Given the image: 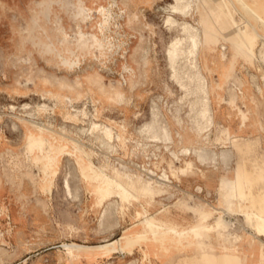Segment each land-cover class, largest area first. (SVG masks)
I'll list each match as a JSON object with an SVG mask.
<instances>
[{
  "label": "rangeland",
  "instance_id": "374dc122",
  "mask_svg": "<svg viewBox=\"0 0 264 264\" xmlns=\"http://www.w3.org/2000/svg\"><path fill=\"white\" fill-rule=\"evenodd\" d=\"M172 2V0H0V48H28L23 59L24 62H27V64L24 65V68L16 69V72H19V74H21V71L24 73L27 72L24 82L25 84H29V86L27 87L25 85V88L29 89L31 92L35 91L40 93L41 91L33 89L31 80L34 78L48 79L51 82L50 90L58 93L59 95V102L54 105L51 111H37L35 121L52 136L57 138L62 136L63 139L71 140L73 143L76 141L81 145H88V149H91L97 154L95 158L104 159L99 172L103 171L107 175L113 176L117 174L114 169H120L122 166V169L132 177L133 172L136 170L144 175L142 171H145V169L142 168H145V166L144 164L140 165L141 160L133 161L134 163L132 165L123 164L124 162L122 163L120 158H130L131 156L128 155V153L134 144L131 142L127 143L125 149H121L119 154L115 156L117 152L116 143L112 142V144L115 145L116 150L111 151L108 148V144L104 143L101 131L91 132L89 129L90 119L92 121L95 120L101 125H108L107 123H104V119L108 121L107 119L109 118L111 120H115L116 122H120L122 119L121 112L126 110L136 112L137 116L131 120V124L127 127V134L131 136L133 140L137 141V149L134 148L133 152L135 154L141 153L144 158L159 157L162 159L163 157L170 156L175 160L184 158L185 162L192 163L191 158L195 157L192 155L185 156L184 149L186 146L198 147L201 145L200 141L192 139V136H194V132L192 131H195V127H193L189 120L185 117V113L187 112L186 105L181 107L179 113L176 112L178 106L177 101L181 91L169 77L170 71L167 64L166 48L169 40L177 35L178 31L177 29H172L170 31L166 30L163 24V18L168 14L164 8H166L167 4ZM102 6L109 9L113 16L111 24L107 29H104L103 33L100 31L102 25L100 7ZM199 14L201 15V12ZM174 17L179 21L182 20V18L177 15H174ZM35 19L42 21V29L40 30L41 36L38 35L36 30L37 27H35ZM125 19H128L131 22L124 25L123 22ZM80 32L84 33L82 37L79 35ZM94 36L98 39H94ZM188 38L185 37L181 42L182 45L180 44V49H182V52L186 50L184 52L186 54L181 53L177 57L178 59L176 58L177 61L175 60L176 65L174 64V66L178 72V80L180 82H188V76L192 71H196L197 68L201 69L205 78L208 80V98H210L208 99L210 102L208 103V107L210 108L209 111L211 113H209L212 115L210 116L213 119V124L211 127H207L205 129V132H211L207 136L209 142H205L203 146L207 149L211 148V151L216 152H218L217 150L219 149L215 148L220 145L228 147L232 146L236 151L235 146L229 143L227 136L224 134V132L228 131L231 135L237 136L236 141H238L242 147L244 146V142L247 141V155L254 153L261 147V145H264V127L263 125H257L254 122L256 118L259 120V123L263 122L264 105L261 102H257L256 105L258 106V109L256 117H253L254 111H252L249 114V119H247L245 123H241L237 106L233 104V101L238 92L239 82L250 85L253 81L257 84L259 83V85L261 82V84L264 85V65L255 63V66L259 65L262 70L250 67V71L258 75L257 79L254 78L252 74L248 73L247 75L244 69L245 66H248V63L245 59L240 58V63L242 65L239 64L237 66L238 68H235L236 66L234 67L232 76L227 77L221 90H214V82L216 80L214 65H223L220 61V55H218V52L224 44H221L218 47L219 50L215 51L216 48H214V39H203L208 45L205 48H203V45L199 49L197 48L199 54L196 58L197 60H195L193 53H190L191 50H194L192 47V38L190 37L191 40ZM261 39L264 41V36L260 37L259 41L261 42L258 43V48L261 46V48L264 49V42H262ZM187 43L188 45H186ZM184 45L188 47L185 48ZM208 46L210 48H208ZM263 49L261 50L263 51ZM180 56L182 59H180ZM18 60H21V57L18 58ZM194 61H196L197 64L194 63ZM194 64H196V69L193 67ZM16 82L18 81L16 80ZM19 87L20 84L15 85L14 91H17ZM262 92L264 97V89ZM101 93H104L105 97L100 98L98 95ZM40 96L45 98L41 95V93ZM88 96L93 99L94 103L88 99ZM217 99H219V101ZM41 102L43 101L36 100L25 102L24 104L29 103L33 106ZM221 102H226L224 105L226 108L231 107L236 109L239 119L238 127L244 128L247 126H257L258 129L263 132L261 137L249 138L233 133L228 121V112H226L228 114L227 117H222V119L227 120V124H218L215 120V107H217V105ZM83 103H85L86 109L90 114L94 113L93 105H95L96 116L94 118L91 116H74V111L71 105L80 106ZM11 105L15 106L16 109L14 111H10L8 105L0 107V117L2 115L9 116L11 118L10 121L15 120L17 122V130H19L20 127L22 128V139L25 142V148L21 150V152L14 153L15 163L17 162V159L24 158L25 160H30L31 162L38 164L41 170L40 175L26 176L29 178L26 183L32 185L33 193L36 194L31 197V200L36 203H30L29 194L21 190V188H24L26 184L22 179H15L12 181L15 194L14 208L17 212L23 214L26 212L27 206L35 205V207L38 208L39 206V208H41V212L45 214L49 221L61 222L63 224L71 221L76 222L78 224V229L75 230L77 233L74 235L75 239L73 241L76 240L77 243H63V247L60 245L61 243H59V245L53 244L47 251L43 252L42 250H39L38 252L44 256L45 253L48 255L59 251L57 253V257L65 256L64 258L66 262L73 261L72 264H84V262H78L82 261L83 258L77 259L68 257L66 254V248L71 247L73 248L74 253H77L81 250L82 252H85L84 249L90 247L86 244H79L85 243L87 240L84 233L85 222L87 220H91L95 222V225H98L99 220V225L101 226L103 219L100 215L102 214V210L100 213L99 208H95L92 211L91 206L89 205L92 203V200L89 195L84 191L79 193L81 189L79 176L77 181H70L69 174L68 176H64L69 184H67V186H70L69 188L71 191L69 188L68 190H65L64 179L63 182L59 180L53 182V178L46 175L44 180H40L43 177L42 172L46 166L45 156L50 150V144L43 136L42 142L37 141V143H39L40 153L38 154V157H33L29 153L27 142L29 136L33 135L37 138V134L40 132L37 133V127H33L34 131H36L34 133L37 134L29 131L27 132L23 127L25 126L23 123H25L24 120L26 119L24 113L20 111V107L16 104ZM226 108L222 107V115L226 114L224 113ZM2 109L7 110L3 111ZM57 114L60 117H58ZM235 117L236 116L234 115V118ZM149 120H155L157 124L160 125V129H162L161 132L164 129L168 130V132L170 130V139L165 140L161 137V135H159L160 133L151 134L152 132L149 133L146 129L143 130L145 123ZM180 122L181 124H179ZM27 123L29 124V122ZM167 127L169 128L167 129ZM178 133L179 135H177ZM149 143L153 145L149 146ZM168 144L169 147L167 146ZM56 146L58 150L65 149L66 147L63 142L60 141L56 143ZM78 147L84 149L83 147ZM170 149H173V151ZM226 149L230 150L231 148ZM235 151H233V155H236ZM169 152L171 154H169ZM173 154L175 155L172 156ZM66 156L71 158V155L67 154ZM142 156L138 155L136 157H140L141 159L143 158ZM175 156L177 158H175ZM261 156L263 157V163L260 165L254 164L252 166V170H248V177L250 182L254 179H258L257 181H263V191L260 194L261 196H264V149ZM72 157L74 158L78 169L83 174L84 185L89 191V194L93 199V203L95 205H99L104 199L109 198L104 197L99 188V182L96 179V174L93 173L98 171H94L91 165V169H87L85 166L82 167L79 159L74 156ZM59 160L57 163H59ZM99 161L100 159H94V162ZM57 165L58 164H56V166ZM205 165H211L214 167V165L210 163H205ZM56 166L54 167L53 165L51 169H53V167L54 169H50L53 177L56 173ZM153 166L151 165L148 170H152L151 172L156 170L153 174L157 176L159 175V177L151 178L154 181H158L160 180L159 178H161V175L163 178V172L165 171L160 172L158 171L160 169L158 166L155 168H153ZM18 169H21V167L19 165H15V178L20 176L17 173L19 171ZM145 179L147 178L145 177ZM50 181L53 183L50 190L41 189L38 185V182L41 184H48ZM87 182L90 183V186ZM253 183L255 182L253 181L252 184ZM150 184L152 186H156L155 182H150ZM175 185L176 183H170L168 187L176 188L177 186ZM220 189L223 191V194H225L221 201V204L224 206L225 202H227L228 199H231L230 191L227 186L222 184L221 181ZM196 190L200 191V189H197V186ZM113 195L115 197L110 199L103 207V210L105 207L106 210H104V215H102V217H108L106 218V222L109 221L111 225H117V218L120 213V200L118 202L117 199L119 198L115 194ZM70 199L77 200L78 206L76 208L71 209L69 207ZM158 199H160L161 203H165L166 201L165 197ZM116 202H118V205L115 204ZM87 203L88 206L85 207ZM108 203L110 206L115 204L116 207L114 205V208H110ZM240 203L239 197L234 195L233 206ZM120 208L121 210L128 209V207L124 208L122 206H120ZM1 210L4 211L3 206L1 207ZM105 212H107V214H105ZM232 212L233 207L230 214H232ZM247 212L248 210L243 212V215L245 217L244 220L246 226L250 227ZM39 216L41 217L40 214L38 215L37 213H33L34 220L41 219ZM207 216L208 214L203 215V218H206ZM225 216L226 215L220 214L215 223L212 225L198 224L189 228H180V230L188 232L192 229L194 231L198 230L204 234L214 232L219 229L217 227V223L220 220L222 221L226 219ZM23 219L27 220V217H23ZM19 220V218L14 219L16 227L14 228L13 233L16 235V238L18 237L20 239L21 226L19 224ZM121 224L122 227H126L127 225V223L124 222ZM235 224L228 223V227L235 229ZM260 225L263 226V223L260 222ZM48 231L58 233L59 231L65 230L56 228ZM8 232H10V230ZM254 232L255 235L250 237L249 242L254 241L259 244V248L260 246L262 247L260 248V256L262 258L264 256V241L257 235L264 236V231L257 232L254 230ZM231 235L232 246L225 247L224 244H222L220 246V252L217 254L204 252L200 258L184 259L178 261L176 264H196V262L197 264H242L236 244L241 237L237 233H231ZM237 235L239 237L238 240H236ZM186 239L187 238L183 239L182 248L177 243L180 238L170 233L166 236L164 243H161L160 241L156 244H158L157 247L162 254H167L170 251V246H167L166 242L174 241V248L177 250H184L185 248H190L185 243ZM111 241H107L105 244H100L95 247L99 248L104 246L105 249L103 252L105 254H109L113 251L123 252L124 254H132L134 248L138 247L140 249V260L136 264H150V257L152 255L150 246L152 244L147 247L141 243L140 245H135L130 249L109 250L108 243ZM0 242L4 244L3 239H0ZM5 253L6 250L0 245V264H5L6 262L4 259ZM35 253L37 252H34V254ZM153 254L158 255L157 252H154ZM18 256L19 254H14V260L12 262L8 261L10 262L9 264H24L21 259H18ZM128 263L133 264L131 261H128L125 264ZM27 264H33V262L29 261ZM43 264L52 263L47 261V259H44ZM253 264H263L262 259L254 262Z\"/></svg>",
  "mask_w": 264,
  "mask_h": 264
},
{
  "label": "crops",
  "instance_id": "0c3cea01",
  "mask_svg": "<svg viewBox=\"0 0 264 264\" xmlns=\"http://www.w3.org/2000/svg\"><path fill=\"white\" fill-rule=\"evenodd\" d=\"M231 6L233 7V10L230 14L224 16L222 20L223 22L213 23L214 25L209 27V32L208 29L204 27L205 31H203V39L213 38L214 48H216L215 51L218 50V47L221 44H225V51L228 53L230 63L234 64V66H236L235 68H238L237 66L240 64V56L245 55L249 61H252V53L246 50V48H242L243 45L241 42L245 36H242L232 24H238V27L241 25L238 18V14H240L242 19L246 22L248 30L257 35L256 40L253 42L247 39L252 52H254L261 37L257 31L264 36V0H241V2L237 4L234 2L231 3ZM205 32H207L208 35ZM202 45L203 48H205L208 44L203 40ZM208 48L210 47L208 46ZM27 49L28 48H0V107L8 104H16L20 107V105L22 106V104L29 101H48L47 98H42L39 92H31L29 89L25 88V85L27 87L29 86V84H25L24 82L27 72L24 73L21 71V74L16 72V69L24 68V65L27 64V62H24L23 60ZM20 57L21 60H18ZM16 80L18 82H16ZM17 84H20V87L17 91H14V86ZM225 103L226 102H221L215 107V120L218 124H227V120L222 119V117H227L228 114L226 112H228V121L233 133L249 138L261 137L263 132L258 129L257 126H247L244 128L238 127L239 119L236 109L231 107L226 108L224 106ZM256 104L257 103L253 104V117H256L258 109ZM222 107L226 108L224 113L227 115H222ZM2 110L5 111L7 109ZM121 114L122 119L120 122H116L109 118L107 119L108 121L104 119V123H107L112 128V133L120 135V140H113L117 145L115 156L119 154L121 149H125L127 143L131 142L134 144L128 153L131 157L120 158V161L122 163L124 162L123 164L132 165L134 163L133 161L141 160L140 165L144 164L147 167L154 165L153 168L158 166L160 168L158 171H165L171 180V184L176 183L175 186L177 187L171 188L168 187L169 185L165 187L152 186L151 195L148 197L149 205L141 206L140 202L136 200L132 204H129L128 209L121 210L119 203L120 213L118 214L117 225H111L109 221L106 222V218L108 217L103 218L101 226L99 225V220L98 225H95L94 221L87 220L84 229L87 240L85 243L79 244H86L90 247L84 249V261L82 260L78 262H84V264H125L126 262L131 261L133 264H136L140 260V249L138 247L134 248L132 254H124L123 252L115 251L105 254L103 252L105 249L104 246L99 248L95 246L105 244V242L111 240H116L123 244L127 236H133L136 233L143 231V226L139 227L134 223L137 218H133L137 211H144L143 208H145V211L150 214L153 219H156L162 224L173 225L177 229L189 228L198 224H214L220 214L227 215L228 213L221 204L222 197L225 195L220 189L221 181L224 186L228 187L230 196H238L241 202L240 204L233 206V212L232 214H229V217H232L236 226L239 228L236 233L240 235L241 238L238 240L239 237L237 235L236 240L238 241L236 244L240 254L241 263L253 264L262 259L264 264V256L262 258L260 256V248L262 247L260 246L259 248L258 243L252 244L254 241L249 242L250 237L255 235L254 230L256 228L253 225L257 222L258 229L260 232H263L264 222L260 219H253L252 222H248L250 227L254 229L253 230L246 226L244 220L245 217L243 215V212L247 211L245 210L246 205L244 204L251 201L253 196H261L260 193L263 191V181H257L258 179H254L253 181L255 183L252 184L253 181L250 182L248 177V170L251 171L254 164L260 165L263 163L261 153L264 149V145H261L260 148L249 155H247V141L244 142L241 152L235 151L232 146L228 147L220 145L215 149L222 151L226 148H231L232 156L229 160L225 161L219 157L214 163V167L200 163L197 158H191L193 164L191 162H185L184 158L175 160L170 156L163 157L162 159L159 157L144 158L141 153L135 154L133 152L134 148L137 149V141L133 140V138L127 134V127L131 124V120L137 116L136 112L126 110L121 112ZM234 115L236 116L235 118ZM58 117L60 116L58 115ZM10 119L11 118L6 115L0 117V239L4 240V244L0 242V245L6 250V253L4 254V259L6 260L5 264H9L14 260V254H19L18 259H21L24 264H27L29 261L33 262V264H43L44 259H47V261H50L52 264H72L73 261L66 262L64 258L65 256L57 257L59 251L48 255L45 253L44 256L38 251H47L53 244L59 245V243H61L60 245L63 247V243H77L76 240L73 241L75 239L74 235L77 233L75 230L78 229V224L76 222L71 221L63 224L61 222L49 221L45 214L41 212V208H39V206L37 208L35 205L27 206L26 212L23 214L17 212L14 208L15 194L12 181L15 179H22L26 183L29 179L26 177L27 175H40L41 170L38 164H35L30 160H25L24 158L17 159V162L15 163L14 153L21 152V150L25 148V142L22 139V128L20 127L17 131L13 130L10 125ZM138 134L141 137L139 132ZM74 143L85 149L89 155L91 167L94 171L99 172L104 159L95 158L97 154L91 149H88V145L84 146L76 141H74ZM152 145L153 144L149 143V146ZM68 147L70 148L71 144H69ZM68 147H65V150H67ZM219 150L217 151L220 152ZM233 151H235L236 155H233ZM62 155L58 158V160L60 159L59 163L56 162L58 165L56 166V164H54V167L56 166L55 176L53 177L50 172L54 167L53 169L48 170L45 166L42 172L43 177L40 180H44L45 176L48 175L53 178V182L56 180L63 182L64 176L69 174L70 181H77L79 176L81 185L79 193L84 191L88 194L92 200V203L89 204L92 211L95 208H99L100 213L105 204L115 196L112 195L111 197L104 199L99 205H95L89 191L84 185L83 174L78 169L74 158L72 156L71 158H68L66 156L67 154ZM138 155H141L143 158L140 159V157H136ZM94 159H100V161L94 162ZM15 165L21 167V169H18L19 171L17 173L20 176H17V178L14 176ZM138 177L143 181H146L144 175L136 170L131 177L133 181L131 183L134 186V193L137 194L139 198H142L145 196V192L140 189L136 182V179H139ZM196 186L200 191L196 190ZM21 190L29 194L30 203H36L31 200V197L36 195L33 193L32 185L26 183ZM162 197L166 198L165 203H161L160 199H158ZM74 200L70 199L69 201V207L71 209L78 206L77 200ZM117 200L119 202V199ZM2 206L4 207V211L1 210ZM87 206L88 203L85 207ZM252 206L256 212H259L264 206V200H259L258 202L253 203ZM33 213L40 214L41 217H39L41 219L34 220ZM206 214H208V216L203 218V215ZM23 217H27V220L23 219ZM15 218L20 219V239L18 237L16 238V235L13 233V230L16 227L14 221ZM122 222L127 223L126 227H122ZM260 222L263 223V226L260 225ZM56 228L65 231H59L58 233L48 231ZM9 230L10 232H8ZM220 235L219 231L202 234L198 238H194V243L211 246L212 249L206 248L204 251L217 254L220 252V246L223 244ZM257 236L264 241V236ZM166 245L170 246V251L167 254H162L156 243L150 246V251L152 252L150 264H176L180 260L200 258L202 255L196 247L177 250L173 247L175 246L174 241L166 242ZM34 252L37 253L34 254ZM154 252H157L158 255L153 254Z\"/></svg>",
  "mask_w": 264,
  "mask_h": 264
},
{
  "label": "bare ground",
  "instance_id": "6f19581e",
  "mask_svg": "<svg viewBox=\"0 0 264 264\" xmlns=\"http://www.w3.org/2000/svg\"><path fill=\"white\" fill-rule=\"evenodd\" d=\"M172 1H173L172 3L167 4L166 8H164V10H166L168 12V14L163 18V24H164V27L166 28V30L170 31L172 29H177V31H178V34L169 40L167 48H166L167 64H168V68L170 71L169 77L178 86V88L181 91V93L178 97V101H177L178 106H177L176 112L179 113L181 110V107L183 105H186L187 112L185 113V117L189 120L191 125L193 127H195V129H194L195 131H192V132H194V136H192V139L200 141V143H201V145L198 147L186 146L184 149L185 152H184V150H183V152H184L185 156H188V155L194 156L202 164L203 163L204 164L210 163V164L214 165V163L216 162V160L219 157L225 161V160H229L231 158L232 154H231V150H229V149L228 150L224 149L222 151L219 150L220 152H216V151H211L212 150L211 148L207 149L203 146V144L205 142H209L208 141L209 139L207 138V136L211 132L210 130H209L210 132H207V131L205 132V129L207 127H211L213 124V119L211 117L212 115L210 114L211 112L209 111L210 108L208 107L209 106L208 103H210L208 101V99H210V98H208L209 97L208 80L205 78L201 69H198L196 67L197 63H196V61H194V63H196V64H194L193 67L195 69L197 68L196 71L193 72L191 70L192 72L188 76V82H180L178 80V72H177L174 64L177 61L176 58L181 53H184L186 51V50H184V52H182V49H180V44L182 45L181 42L185 37L186 38L189 37L188 39H190V37L192 38V44H193L192 47L194 48V50L193 51L191 50L192 52L190 51V53H193V55L195 56L194 59L197 60L196 58L199 54L198 49L200 47H202V43H203V37H204L203 31H205L204 27L206 29H208V32H209V27L210 26L212 27V25H214L213 23L223 22L222 20H223L224 16L230 14L231 11L233 10L231 3L234 2L237 4V3L241 2V0H172ZM100 12H101V16H102V21H101L102 25H101L100 31H101V33H103L104 29H107L109 27V25L111 24V20L113 19V16H112V13L110 12V10L105 8L104 6L100 7ZM200 12H201V15L199 14ZM174 15L181 17L182 20L179 21L178 19H176L174 17ZM238 18L241 22V25L239 27L237 26L238 24L237 25L232 24V25L235 27V29L242 36H245V38L241 42V44L243 45L242 48H246V50H248L252 53V61H249L247 59V57H245V55L240 56V58L245 59L248 63V66H245V69L243 67V69L246 71L247 75H248V73L252 74V76L254 78L258 79V75L256 73L250 71V67L256 68L257 70L261 69V67H259V65L255 66V63H260V64L264 65V49L261 48V46H260V48H258L259 46H257V48H255V51L252 52L251 46H250L249 42H247V39L249 41L253 42L254 40H256L257 35L254 34L253 32H251L250 30H248V26H247L246 22L240 16V14H238ZM41 22L42 21H40L39 19H35V27H37L36 30H37L39 36H41V31H40L42 29L41 28V24H42ZM130 22H131L130 20L125 19L123 24L127 25ZM205 33L208 35L207 32H205ZM257 33L259 35L263 36L258 31H257ZM79 35L82 37L84 35V33L80 32ZM94 39L97 40L98 38L96 36H94ZM261 40H262V42H264L263 39H261ZM259 42H261V41H258V43ZM183 44H185V43H183ZM263 44H262V46H263ZM186 45H188V43ZM184 46H183V48H184ZM186 47H188V46H185V48ZM261 49H263V51ZM225 50H226V45L224 44L223 46H221V49L218 52V55H220V61L222 62L223 65H218V64L214 65V70H215V75H216V80L214 82V90H216V89L221 90L222 89L225 80L227 79V77L232 76L233 70L235 67L234 64L230 63L228 53H226ZM244 52H245V50H244ZM184 54H186V53H184ZM188 56H191V55H188ZM188 58H190V57H188ZM180 59H182V57ZM183 61H184V59H183ZM179 65H180V63H179ZM184 71H185V69H184ZM31 84L33 85V89L37 90V91L38 90L41 91L40 92L41 95L43 97L47 98L48 101H43V102H41L39 104H35L33 106L29 103L28 104H22V106L20 105V111H22L24 113V116L26 117V119L24 120L25 123H23V125H25V126H23L24 129L27 132L29 131L31 133H34L36 131H34L33 127H37L38 128L37 133L40 132L38 134L34 133V134L38 135L37 138L34 137L33 135L29 136V139L27 142L29 153L33 157H38V154L40 153L39 152L40 148H39V143H37V141L42 142L43 136H44L50 144V150H49L48 154L45 156L46 157L45 158L46 169L50 170L52 168V166L54 164H56L59 156H61L62 154H68V155H71V156L78 158L82 167L85 166V167H87V169H89V168L91 169L90 163L88 160V153L84 149L79 148L71 140L63 139L62 136L60 137L61 138L60 139V138H57L55 136L50 135L49 133L46 132V130H44L42 128V126L37 124V122L35 121L37 111L38 110L51 111L53 109L54 105H56V103L59 102V95H58V93L52 92L50 90L51 82L48 79H41V78L35 79L34 78L31 80ZM263 89H264V85H262L261 82H260V85H259V83L257 84L253 81L250 83V85H246L242 82H239L238 92H237V95L233 101V104L235 106H237V109H238V112L240 115L241 123H245V121L247 119H249V114L252 111H254V109H253L254 103L261 102L264 105V97L262 95ZM98 96L100 98L101 97L103 98V97H105V94L101 93ZM218 98H219V96H218ZM88 99L91 102H93V99L91 97L88 96ZM217 100L219 101V99H217ZM71 106H72V109L74 111V116H82V117L91 116L92 118H94L96 116L95 105H93L94 106V109H93L94 113L93 114H90L88 112V110L86 109L85 103H83L80 106H75V105H71ZM8 108L10 111H14L16 109L15 106L11 105V104H8ZM160 113H161V111H160ZM27 122H29V124ZM254 122L257 125L261 124L264 127V120L262 123H259V120H257V119ZM159 123H161V122H159ZM179 124H181V122ZM10 125H11L13 130L18 129V125H17V122L15 120H11ZM159 126L160 125H158L155 120H149L147 123H145L143 130L146 129L147 131H149V133L152 132L151 134H153V133L159 134L160 133L159 135H161V137L164 138L165 140L170 139V134H169L170 130L168 132V130L164 129L161 132L162 129H160L161 127H159ZM162 128H163V126H162ZM168 128L169 127H167V129ZM89 129L91 130V132L101 131V133L103 134L104 143L108 144V146H109L108 148L111 151L116 150V147L114 144H112V142H113V140H115V141L120 140V135L112 133V128L110 127V125H101L100 123H97L95 120L92 121L90 119L89 120ZM144 134H147V133H144ZM224 134L227 136L229 143H231L235 146L236 151L241 152L242 151V145L238 141H236L237 136L231 135L228 131L224 132ZM177 135H179V133ZM146 137H147V135H146ZM171 139H172V137H171ZM58 141L63 142L64 146H66V147H68L69 144H71V147L70 148L68 147L67 150H65V149L58 150L57 146H56V143H58ZM158 142H161V141H158ZM158 144H160V143H158ZM155 145H157V144H155ZM167 146L169 147V144ZM170 150L173 151V149H170ZM169 154H171V153L169 152ZM174 155L175 154H173L172 156H174ZM176 156H175V158L178 157V156L177 157ZM144 166H145V168H142V169H145V171L143 170L142 172L144 173L145 177L147 178L146 181H143L141 178L136 179L137 180L136 182L139 185L140 189H142V191L145 192V196L142 198H139L138 195L134 193V191H133L134 186L131 183V182H133L131 175L128 174L125 170H123L122 166L120 169H116V168L114 169V171H116L117 174L113 175V176L107 175L103 171L93 172V173L96 174V179L99 182V188H100L104 197H110L111 195L115 194L120 200V206H122L124 208L129 207V204H132L136 200H138L140 202L141 206H144V205H149L148 197L151 195V191H152V189H151L152 185L150 184V182H155V185L158 187H165L171 183L169 176L165 172H163V178L161 175V178H159L160 180L154 181L152 178H158L159 175L157 176V175L153 174V172H155V171L151 172L152 170L151 171L148 170V169H150V167H147L146 165H144ZM87 183L90 186V183L89 182H87ZM52 184H53L52 181H50L48 184H41L40 182H38L39 187L41 189H45V190H50ZM67 184H68L67 179L65 177L64 178V185L66 188L65 190H68V188L70 187V186L68 187ZM225 185H227V184H225ZM70 191H71V189H70ZM137 191H139V190H137ZM233 197H234V195L230 196L231 199H228V201L225 202L224 208L228 212V214L225 216L226 219H224L222 221L220 220L217 223V227L219 229L215 230V231L220 232V234H221L220 238H221L225 247L232 246V244H231V240H232L231 233L232 234L236 233L237 229H239L237 226L235 227V229L228 227L229 226L228 223L235 224V221L232 220V217H229V214L231 213V209L233 207ZM259 200H264V196H259V197L253 196V198H251V201L244 204V205H246L245 210H248V212H247L248 222H252L253 219H260L264 222V206L261 208V211H259V212H256L252 206L253 203L258 202ZM115 204L118 205V202H116ZM114 205L110 206V204H109L108 206H110V208L111 207L114 208ZM116 205H115V207H116ZM104 210H106V207ZM104 210L102 209V214L100 215V217L102 219L104 217V216L102 217V215H104V213H103ZM143 210L144 211H137L133 216V218H137V220L134 223L136 224V226H139V227L143 226V228H144L143 231L138 232L133 236H127L125 238V241L123 244L119 243L116 240L110 242L108 244L109 250L130 249L135 245H140L141 243H143L147 247L150 244L158 243L160 241H161V243H164L166 236H168L170 233L174 234L180 238V240H178L177 243L181 247L183 246V243H182L183 239L187 238L185 241L187 246L188 247H196L197 250H199V252L201 254H203L205 252L204 250L206 248H212V247L204 245V244H195L194 243L195 242L194 238H198L200 235H202L204 233H201L198 230L194 231L192 229H191V231L186 232L184 230L177 229L173 225L162 224L159 221H157L156 219H153L152 216L145 211V208H143ZM113 211H114V209H113ZM115 211H116V208H115ZM110 213H111V210H110ZM105 214H107V212H105ZM112 215H113V212H112ZM253 226L256 228L255 230L257 232H260V230L258 229L259 227H257V222ZM210 233H212V232H210ZM207 234H209V233H207ZM186 235H188V236H186ZM252 244H256V242H253ZM66 254L68 257L77 258V259L83 258V256H84V252H82V250L77 252V253H74L73 248H71V247L66 248ZM196 264H197V262H196Z\"/></svg>",
  "mask_w": 264,
  "mask_h": 264
}]
</instances>
